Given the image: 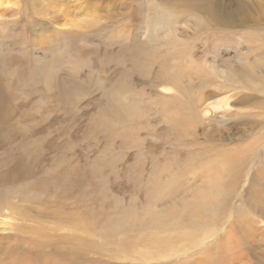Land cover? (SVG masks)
I'll use <instances>...</instances> for the list:
<instances>
[{
    "label": "rangeland",
    "instance_id": "1",
    "mask_svg": "<svg viewBox=\"0 0 264 264\" xmlns=\"http://www.w3.org/2000/svg\"><path fill=\"white\" fill-rule=\"evenodd\" d=\"M1 2V202L21 207L0 212L3 264H264V65L257 91L223 88L228 68L259 63L245 55L264 0Z\"/></svg>",
    "mask_w": 264,
    "mask_h": 264
},
{
    "label": "bare ground",
    "instance_id": "2",
    "mask_svg": "<svg viewBox=\"0 0 264 264\" xmlns=\"http://www.w3.org/2000/svg\"><path fill=\"white\" fill-rule=\"evenodd\" d=\"M2 0H0V4L2 3L1 2ZM4 3V2H3ZM215 11H216V9H215ZM213 15V16H212ZM224 13L223 14H221V13H217V17L215 18V13L214 12H212V14H211V19H210V22H211V20L212 19H214V20H216L217 21V23H219V24H226V25H229V26H232V25H236V27L238 26V27H242V26H244V24L247 22V21H255V17L254 16H252V14H245L244 16H242V17H238V18H236V16H235V14H229V15H227L226 14V17L224 18ZM259 17V16H258ZM224 19V20H223ZM256 20H259V18H256ZM66 24V23H65ZM71 24H73V23H71ZM70 24V25H71ZM76 24V23H75ZM69 25V26H70ZM72 26V25H71ZM64 27H68V26H64ZM157 27H158V25H157ZM217 28H215V29H212V30H210V32H206L205 34H203V36H205L206 38H210V37H212V41L211 42H213L214 41V38L213 37H218L217 39L218 40H220V39H222V37H220V36H218L217 35V32H216V30H219V28H218V26H216ZM153 33V32H152ZM231 33V32H230ZM233 33H236V32H233ZM240 33V32H239ZM254 33V32H253ZM235 36H236V34H234ZM242 35V34H241ZM253 35V34H252ZM258 35H259V33H258ZM240 36V35H239ZM255 36H257V35H255ZM249 37V36H248ZM154 38H156V37H154ZM238 38V37H237ZM216 39V40H217ZM242 39V38H241ZM249 39V38H248ZM206 40H209V39H206ZM217 40V41H218ZM251 40L253 41V43H250V44H252L253 46V50L250 52V53H248L247 55H245L247 58H248V56H252V55H255V53L256 54H258L259 56H260V58H259V63H258V61L256 60V62L257 63H255V62H248V60L247 61H245V59H244V62H242L243 64H242V67H240V65H236V66H234V67H232V68H228L227 70H226V72H224V77L226 78V76L228 77V80L230 79L231 80V83H227V85H224V83H223V88L225 89V88H230V87H232V88H239V89H251V90H255V91H257V89L259 88V84H258V81L259 80H261V78H260V75H259V69H262L263 67H262V65H264V64H261V62H262V58L264 57V35H260V36H258L257 38L256 37H251ZM216 41V42H217ZM236 42V41H235ZM242 43V42H241ZM209 44V43H208ZM214 44H215V42H214ZM246 58V59H247ZM258 58V57H257ZM254 60V61H255ZM240 61V60H239ZM240 63V62H239ZM184 70V69H183ZM201 73V72H200ZM197 75V74H196ZM255 80V82H253ZM248 81H250V83H251V85H247V82ZM200 83H202V81H200L199 83H197V84H195V85H191L192 87H196V86H198V87H201L202 89L204 88V86H203V83L202 84H200ZM225 83H226V80H225ZM204 85H206V84H204ZM209 85V84H208ZM217 86V85H216ZM219 86H221V85H219ZM222 87V86H221ZM220 87V88H221ZM217 88V87H216ZM239 89H236L237 90V93L239 94ZM244 92V91H243ZM251 92V91H250ZM250 92H248V93H245L244 92V94L242 95V94H239V96L240 95H242V99L240 100V102L242 103V101L244 100V102L243 103H245V101H247V100H249V97L251 96L250 95ZM253 92V91H252ZM201 98V97H200ZM224 99V98H223ZM223 99H222V101H223ZM228 103V102H227ZM199 104V103H198ZM216 105H217V107H219V106H221L222 105V103L221 102H219V103H217V104H215V103H213V104H210L209 105V107H208V109L207 110H209V111H211L212 109L214 110L215 108H216ZM208 111V112H209ZM193 112V111H192ZM211 113V112H210ZM184 115V114H183ZM210 115V114H209ZM183 117V116H182ZM222 117H224V116H222ZM191 119V121H192V118H190ZM196 119V118H195ZM190 121V122H191ZM174 122V121H173ZM179 124V123H178ZM222 124V123H221ZM178 128H180V125L179 126H177ZM223 135V134H222ZM222 140V139H221ZM246 152H248V148L247 147H245V146H243V147H239L238 149H236V152H235V154H230V153H225V152H222L221 154H220V156L219 155H217V156H219L218 158H217V160H216V163L214 164L215 165V167H211V166H209V169L211 170V172H210V174H209V178H211L215 173H220L221 171V169H225V171H229L230 169H232V168H236L237 169V167H238V165H239V161H241L242 159H243V156H245L246 155ZM17 161V160H16ZM214 161V160H213ZM18 162V161H17ZM208 162H210V161H208ZM20 163H22V161H20ZM242 163V162H241ZM244 163V162H243ZM207 164V163H206ZM208 166V165H207ZM7 169V168H6ZM29 171V170H28ZM19 174V173H18ZM31 174V173H30ZM217 174V175H218ZM12 175V174H11ZM7 177V176H6ZM18 177H20V176H18ZM21 178H24V177H21ZM12 182H13V184H14V186H10L7 190L8 191H6V192H9V190H11V194H13L14 193V191H15V189H16V197H17V199L21 202V198H22V196L20 195V194H18L19 193V189H17L19 186L17 185V177L16 176H14V177H11V178H9ZM216 178H212L211 179V182H213L214 180H215ZM21 180V179H20ZM3 179L2 178H0V212L3 210V209H5V207H7V209L8 210H11V211H13L14 212V214L16 213H18L19 214V212L21 211V207H20V205L18 204V203H8V201H7V204L4 206L3 204H2V202H1V200H2V198L3 197H5V199H6V196H8V194H6V193H3ZM7 184V183H6ZM33 184V183H32ZM30 182H27L24 186H25V191H24V193L22 194V195H25L26 196V198H27V200H29V201H34L35 199V193H34V188H33V185H32ZM214 184V183H213ZM35 185V184H34ZM216 190H218L216 187H214V185H211L210 186V188L208 189V190H206L205 191V193H204V197H210L209 199H213L214 198V195L216 196L217 195V191ZM9 194H10V192H9ZM257 194V193H256ZM12 196V195H11ZM13 197V196H12ZM4 199V200H5ZM16 199V200H17ZM211 199V200H212ZM7 200V199H6ZM18 200H17V202H18ZM204 201V200H203ZM35 202V201H34ZM26 203V202H25ZM29 203V202H28ZM33 205V204H32ZM25 207V206H24ZM23 210V209H22ZM24 213V212H23ZM13 214V215H14ZM17 214V215H18ZM22 214V213H21ZM16 215V216H17ZM29 215V214H28ZM30 219V225H31V227H32V219L31 218H29ZM10 221V220H9ZM12 221V220H11ZM9 223H8V221L7 220H5V217H2V216H0V264H3L2 263V256H1V254H2V251H4L3 250V248H4V246L3 245H5V242H7L6 241V239L8 238V235L10 234L9 232L10 231H12V228L11 227H9V226H6V225H8ZM19 235V234H18ZM34 234H31V236L29 237L30 239H27L28 238V236H27V238H25V239H27L26 241H25V244H26V248L24 247L23 249H26L27 250V252H29V254H32V252L33 251H35L34 250V245H36V243H35V237L33 236ZM13 238V237H12ZM11 238V239H12ZM16 238H18V237H16ZM20 240V239H19ZM17 241H18V239H17ZM16 243V242H15ZM42 244V243H41ZM17 246L19 247V245L17 244ZM21 246V245H20ZM17 248V247H16ZM15 248V249H16ZM26 250H25V252H26ZM20 251V250H19ZM23 253H22V251H21V255H22ZM34 255V254H33ZM13 259V258H12ZM22 259H23V257H22ZM14 260V259H13ZM11 263V262H10ZM20 264H26V261L25 260H23V261H21L20 262ZM31 264V263H30Z\"/></svg>",
    "mask_w": 264,
    "mask_h": 264
}]
</instances>
